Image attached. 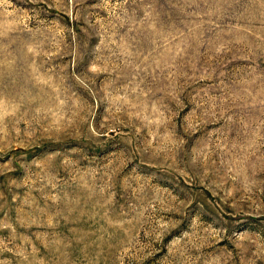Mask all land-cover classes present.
Instances as JSON below:
<instances>
[{"label":"rangeland","instance_id":"obj_1","mask_svg":"<svg viewBox=\"0 0 264 264\" xmlns=\"http://www.w3.org/2000/svg\"><path fill=\"white\" fill-rule=\"evenodd\" d=\"M0 264H264V0H0Z\"/></svg>","mask_w":264,"mask_h":264}]
</instances>
